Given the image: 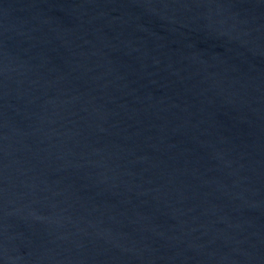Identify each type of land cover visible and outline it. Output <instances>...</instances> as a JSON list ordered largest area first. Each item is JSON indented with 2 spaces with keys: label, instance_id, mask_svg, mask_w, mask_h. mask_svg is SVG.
Returning <instances> with one entry per match:
<instances>
[{
  "label": "water",
  "instance_id": "1",
  "mask_svg": "<svg viewBox=\"0 0 264 264\" xmlns=\"http://www.w3.org/2000/svg\"><path fill=\"white\" fill-rule=\"evenodd\" d=\"M0 264H264V0H0Z\"/></svg>",
  "mask_w": 264,
  "mask_h": 264
}]
</instances>
